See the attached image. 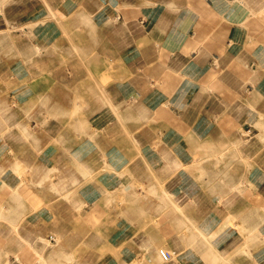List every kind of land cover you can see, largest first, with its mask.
Instances as JSON below:
<instances>
[{
  "label": "crops",
  "instance_id": "obj_1",
  "mask_svg": "<svg viewBox=\"0 0 264 264\" xmlns=\"http://www.w3.org/2000/svg\"><path fill=\"white\" fill-rule=\"evenodd\" d=\"M89 260L264 264V0H0V264Z\"/></svg>",
  "mask_w": 264,
  "mask_h": 264
},
{
  "label": "built area",
  "instance_id": "obj_2",
  "mask_svg": "<svg viewBox=\"0 0 264 264\" xmlns=\"http://www.w3.org/2000/svg\"><path fill=\"white\" fill-rule=\"evenodd\" d=\"M51 239L53 240V237H51ZM160 255L162 256L164 261H170L171 260V256L169 255V253L167 251H161Z\"/></svg>",
  "mask_w": 264,
  "mask_h": 264
},
{
  "label": "rangeland",
  "instance_id": "obj_3",
  "mask_svg": "<svg viewBox=\"0 0 264 264\" xmlns=\"http://www.w3.org/2000/svg\"><path fill=\"white\" fill-rule=\"evenodd\" d=\"M161 250H165V248H162ZM94 251L96 252L97 250L94 249ZM165 251H166V250H165ZM159 253H160V252H159ZM88 263H90V264H92V263H93V264H96V263H98V261H96V260H94V261L91 260V261H90V260H89Z\"/></svg>",
  "mask_w": 264,
  "mask_h": 264
},
{
  "label": "bare ground",
  "instance_id": "obj_4",
  "mask_svg": "<svg viewBox=\"0 0 264 264\" xmlns=\"http://www.w3.org/2000/svg\"><path fill=\"white\" fill-rule=\"evenodd\" d=\"M161 251H164V250H160V253H161ZM161 258H162V256H161ZM163 259V258H162Z\"/></svg>",
  "mask_w": 264,
  "mask_h": 264
}]
</instances>
